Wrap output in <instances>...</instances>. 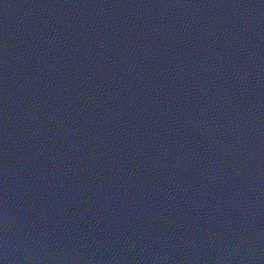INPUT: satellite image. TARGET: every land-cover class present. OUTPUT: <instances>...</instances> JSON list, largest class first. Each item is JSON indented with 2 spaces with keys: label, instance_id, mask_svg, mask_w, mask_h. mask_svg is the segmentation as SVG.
Masks as SVG:
<instances>
[{
  "label": "water",
  "instance_id": "1",
  "mask_svg": "<svg viewBox=\"0 0 264 264\" xmlns=\"http://www.w3.org/2000/svg\"><path fill=\"white\" fill-rule=\"evenodd\" d=\"M0 264H264V0H0Z\"/></svg>",
  "mask_w": 264,
  "mask_h": 264
}]
</instances>
